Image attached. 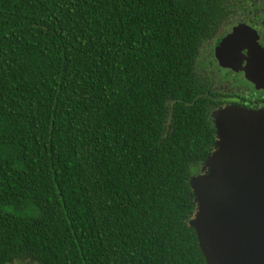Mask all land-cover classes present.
<instances>
[{"label":"trees","instance_id":"obj_1","mask_svg":"<svg viewBox=\"0 0 264 264\" xmlns=\"http://www.w3.org/2000/svg\"><path fill=\"white\" fill-rule=\"evenodd\" d=\"M224 13L264 0H0V264H205Z\"/></svg>","mask_w":264,"mask_h":264},{"label":"water","instance_id":"obj_2","mask_svg":"<svg viewBox=\"0 0 264 264\" xmlns=\"http://www.w3.org/2000/svg\"><path fill=\"white\" fill-rule=\"evenodd\" d=\"M241 47L244 76L264 88V51L247 25L220 39L214 57L221 66L235 65ZM213 123L202 172L189 178L195 211L188 223L205 264H264V107H219Z\"/></svg>","mask_w":264,"mask_h":264},{"label":"flooded vegetation","instance_id":"obj_3","mask_svg":"<svg viewBox=\"0 0 264 264\" xmlns=\"http://www.w3.org/2000/svg\"><path fill=\"white\" fill-rule=\"evenodd\" d=\"M214 19L215 21L210 23L214 28L210 29L209 34L206 35L208 39L204 41V45L210 46V57L203 61L206 73L209 75L211 97L217 96L218 100L214 109L230 105L251 109L263 108L264 88H256L246 79L241 69L246 62V48H240V58L232 66H221L214 57L213 50L218 41L229 34L235 25L245 24L255 31L256 42L264 51V13H224ZM244 42V40L239 41V43Z\"/></svg>","mask_w":264,"mask_h":264},{"label":"rangeland","instance_id":"obj_4","mask_svg":"<svg viewBox=\"0 0 264 264\" xmlns=\"http://www.w3.org/2000/svg\"><path fill=\"white\" fill-rule=\"evenodd\" d=\"M19 264H29V263H26V262H20Z\"/></svg>","mask_w":264,"mask_h":264}]
</instances>
